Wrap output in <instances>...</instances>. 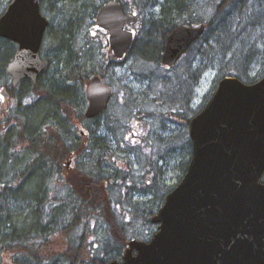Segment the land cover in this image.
<instances>
[{
  "label": "trees",
  "instance_id": "16d2710c",
  "mask_svg": "<svg viewBox=\"0 0 264 264\" xmlns=\"http://www.w3.org/2000/svg\"><path fill=\"white\" fill-rule=\"evenodd\" d=\"M9 1L10 0H0V13L3 12ZM46 1L52 3V0ZM46 1L44 2V5ZM107 1L108 0H73L71 3L72 8H74L73 17L83 18L86 9L91 7L90 19L94 21L97 11L101 8L100 6ZM117 1H120L127 10L130 8L131 0ZM166 1L167 0L164 2L166 3ZM170 2H172L173 6L168 7L165 5L159 19H154L152 22L145 24L144 28H146V30L142 29V32L144 31L142 37H138L139 29H136V40L132 52L136 53L140 61H149L153 64L157 63L163 68L164 66L160 60L162 53L165 50L164 47L167 36L172 30L176 29L178 25L203 26L205 28V33L199 41L203 40L204 43L215 41L218 47H221L222 57L225 58L223 67L221 68L223 74L219 76L216 82L221 80L224 76L234 75L244 82L251 83L257 81L249 77L248 65L252 58L256 57L259 52H255L254 49H251L245 54L246 59L242 60L241 52L243 53L247 50H243L242 47L239 46L234 47L233 44H237V41L244 36V33L251 32L257 27H261L262 34L264 35V0L218 1V4L215 6L216 11L213 14L218 17L202 21H198L199 18L197 19L191 16L184 20L176 18L171 20L170 18L171 13L178 16L187 13L188 15H191L195 10L194 6L196 0H174ZM132 7H134L132 9L133 13L138 15V17L144 13V5H134ZM89 28L93 30L95 29L93 25ZM94 31L96 33V30ZM89 41L90 47L96 46V44L93 43V39L90 38ZM199 41L193 46L199 43ZM15 49L16 45L14 42L9 39L0 38V78L5 76V78L3 77L4 79L0 80L3 83L1 86L9 90V92H12V94H14L17 89L13 88L11 83H9V79H7L5 73L6 67L4 66L11 59ZM105 49V65L103 66V71H99V73L107 81V73H111L115 65H117V62H115L113 52L107 47ZM230 54L231 57L228 58ZM261 61L264 63V50L262 52ZM98 62H100V59L97 63ZM82 69L83 68L80 64L77 65V71H81ZM198 71L199 77H197ZM91 73L97 74L96 69L88 72V75ZM184 73L185 72H182V74ZM202 73L203 70L201 67H198L196 68V71H193L190 74L191 78H196L194 86L199 83ZM169 76L170 73L159 74V76L155 78V81L162 86L161 91L156 98H147L141 105L143 107L142 110H140L139 107H136V110H132L133 112H130L129 116H126L125 118L117 116L114 118L115 120L112 125L111 122L110 125H107L109 134L113 135L115 133L117 139L120 137L119 134L121 130L124 132V137L128 133V130H134V132L128 133L130 135L136 133V131L141 132L140 130L142 127L149 133L152 129L149 124L151 119L160 124H163L165 119L166 122H168V120H172L175 123L182 121V123L186 125L185 131L180 134H171L168 137L159 135V139L153 137L149 139L151 136L147 134V136L144 137L147 143H137L139 144V149H137L139 151H144L143 145L149 146L150 144V153H152L149 156L147 163L141 166L140 175L143 176V181L135 180L137 175L134 174V164L128 163L129 170H123L121 167L115 166V170L103 174L100 171V173L96 172V169L98 168L93 163L88 171L84 164L77 161V158L79 157L90 155L85 150V147H87L86 143L91 142V137H93V133H91L89 134L88 139L83 138L80 144H76L77 141L74 140V135H78L79 132L75 124L69 119L70 117L75 118L76 120H81L85 125L84 128L87 126V120L82 109L85 103L84 93L83 95H79L81 100L80 98H77L75 103L70 102V105L64 109L68 115L66 117L64 114L63 119L67 121L68 135L71 136V141H67L66 135L62 136L58 133H54L52 126L46 129L42 134H33V129L24 122L25 118L30 114L29 111L26 110V106L33 107L30 111H34L39 107V114L34 115L35 111L34 114L31 113L28 116L30 119H36L40 116L43 117L45 113L52 112L57 103L64 102L62 97L54 96L57 92V88L53 87L55 84H51L49 90L45 89V91L38 93L37 96L41 98L38 100V103L35 100L26 104L22 102L19 105V108H23L21 111L23 113H20L21 115L19 113L10 114L11 126L3 127V125L0 124V134L2 130L8 128L12 129L14 127L18 128V130L14 132L15 140L10 145L11 152L6 159L10 168V174L7 178L3 179L4 181L0 178V186L4 183V189L6 191H16V186H18L17 189H22L21 187L25 180L24 177L28 174L26 169H29V164H44L51 160V158L53 159L54 155L58 154L63 157H69L71 153L77 154L75 156L76 168L73 170L68 171L66 167L62 165H54L55 167H58L55 173L56 180L53 186L54 189L49 191L46 187L47 191L44 195L48 196V198L46 199L45 196L42 198L40 206L36 211L37 216L25 217L24 226L27 229L29 227L31 230V232H28V236L15 242L9 240L10 238L2 239L0 237V264H51L52 262L55 264H108L112 259H121L124 254L123 252L128 247L130 239L145 237L144 235L147 233V230H145L146 224H152L151 217L156 213L154 207L147 206L151 199L148 194L154 192L153 194L155 197L152 201L158 203L157 207L159 209L166 194L171 190L166 183L160 181L163 176L162 173L165 172V167L160 164V161L164 160L165 156L170 155L172 151L185 148L189 149L190 158L192 149L188 124L191 117L202 109L201 108L197 111L193 109L192 89L194 86H188L189 94L185 87V89L174 91V94L175 92L179 94V98L171 99V97L174 96L172 91H168V94L166 93L169 84L167 82ZM262 76H264V71L259 75V78ZM79 82L83 85V81ZM88 82L89 81H87V83ZM178 82L179 85L182 84V82L179 81V75ZM72 83H78V81ZM36 91L38 92L40 90L36 89ZM163 92L167 95V98H164ZM20 96L22 97L23 94ZM128 96L129 102L137 103L135 99L133 100V93ZM33 97V99H35L36 96ZM168 98L171 99L170 103L173 105L172 111L169 110L170 106L167 107L164 101V99L168 100ZM75 113L78 116H74ZM161 113L162 116L168 117V120L166 118L161 119ZM3 114L4 116H7V113ZM103 116L104 114L98 119L102 121ZM100 124L102 126L103 122ZM162 128L167 129L166 125ZM125 129H127V131H125ZM105 141L112 142L113 140L106 137ZM126 144L128 145L129 143L127 142ZM134 151L135 150H125L122 152L125 157L128 153H130L128 156L132 157L133 153L131 154V152ZM18 156L26 160L25 169L18 167L16 163V159L19 158ZM156 157L158 159L157 162ZM115 162L116 160L112 165H117ZM188 164L189 161L183 162L181 175L182 172L186 170ZM121 171H127L126 173H128V175L121 177V175L118 174L122 173ZM43 178H46V176L44 175ZM40 186L41 181H39L38 178H35L34 181L29 184V187L34 190L35 193L39 191L42 192ZM0 188H2V186ZM116 189H121L119 199H115L112 196L113 190ZM121 192H125L126 199L122 197ZM135 195L142 196L143 198L137 203L135 202ZM28 196L33 197V194L28 191L24 198ZM12 197L14 198V195H11L9 200L15 202ZM73 197L76 199H73ZM145 197H147V200H145ZM73 201H77L78 204H72L75 205L72 210L75 208L80 210L74 214L72 222H68L67 216L72 215L75 210L62 212V209L65 206H72L71 203ZM11 202L8 201L9 204H12ZM29 220H32L33 223H35V231L30 228ZM50 224L54 227H51L48 231L47 228ZM140 224L143 225V229L139 228ZM81 225L85 226L84 231H82L75 239L73 236H75V232L78 231L76 228ZM92 226L93 228H91ZM140 229L142 230L141 233ZM143 230H145V232ZM57 234H63V238L66 242L64 248L57 243ZM138 234L143 235L139 236ZM91 242L95 243L92 249L91 245L93 243ZM99 246L102 248L103 252L98 251Z\"/></svg>",
  "mask_w": 264,
  "mask_h": 264
},
{
  "label": "water",
  "instance_id": "95a60500",
  "mask_svg": "<svg viewBox=\"0 0 264 264\" xmlns=\"http://www.w3.org/2000/svg\"><path fill=\"white\" fill-rule=\"evenodd\" d=\"M41 2L11 0L0 15V36L19 44L8 66L14 84L24 77L37 81L46 67L39 51L49 21ZM96 19L110 30L116 57H123L134 41L123 26L135 18L111 0ZM204 31L173 30L162 63L176 64ZM88 86L90 118L106 109L112 88L99 77ZM189 127L191 161L153 216L158 231L149 241L130 240L122 261L109 264H264V77L253 84L224 77Z\"/></svg>",
  "mask_w": 264,
  "mask_h": 264
},
{
  "label": "rangeland",
  "instance_id": "374dc122",
  "mask_svg": "<svg viewBox=\"0 0 264 264\" xmlns=\"http://www.w3.org/2000/svg\"><path fill=\"white\" fill-rule=\"evenodd\" d=\"M158 1V0H157ZM218 1L220 0H196L195 4V10L191 13V15L184 14V15H174L171 13V20L172 19H179L184 20L189 18L190 16L193 18H199L198 21L202 20H209L211 16H213L215 10V6L218 4ZM144 0H131L130 9L132 10L134 7L132 6H143ZM159 2H164V0H159ZM56 1L52 0L51 4H45L44 10L46 11L48 18L50 21H52L51 26L48 30V34L45 39V45L43 47V53L44 52H50L52 55H50V61L52 64H54L55 61H59L60 59H57V52L59 50V42L61 40V34L65 33V42L68 46V48L72 49V51L75 53L72 55V60L69 55V60L73 61L75 65H84V63L87 64L88 61H92L93 63H90V65L87 64L86 68L88 69V72H91L96 69L95 65L98 64L97 70L102 69V67L105 65L104 63V56L106 51V41L104 37V33L101 30H96V33L93 29H90V26H94V21L90 19V13L92 8H87L85 13L83 14L84 17L82 18V27L81 31H76V34L74 36H69V33L72 28L76 29L77 26V20L73 17L74 8L71 7L68 12L59 13L57 9H55ZM151 10V9H150ZM161 12V11H160ZM159 12V13H160ZM221 12V11H220ZM219 12V14H220ZM158 13V14H159ZM141 19L138 20V22L135 24V28L139 29L138 31V37H142V27L144 23L146 22L145 18L142 15H140ZM150 17V16H149ZM147 23V22H146ZM61 33V34H60ZM60 34V39L58 35ZM106 36V35H105ZM64 37V36H62ZM90 38L93 39V43L96 44V46H89ZM70 44V45H69ZM234 47H242L243 50H247L246 52H241L242 60H245V54H247L251 49H254L255 52L258 51V55L256 57L252 58L251 62L249 63V77L251 79L257 80L259 78V75L263 73L264 71V63L261 61L262 52L264 50V35L262 34L261 27L255 28V30L251 32L244 33V36L239 38L237 41V44H233ZM63 53V51H59ZM221 47H218L215 41L210 43H204L203 40H200L199 43H197L195 46H192L190 50L180 59V62L177 66L174 68H161L159 64L150 63L149 61H140L138 59V56H136L133 61H130L127 63V65L122 66L121 68L113 70V74L107 73V81H105L108 85L112 84L114 88H116L115 98L112 100L109 109L104 113V116L102 117V121L100 122H90L91 123H102V131H104L105 136L108 139H112L113 148L117 149V151L120 153L119 159L116 160L115 164L117 165H111V170H115V166L121 167L123 170H129L127 160L130 159L135 163V175H137L135 180L143 181L144 178L141 176V166L147 163L149 156L152 154L150 153L151 148L150 144L149 146L144 147V151H139V144L138 142H146L144 137L150 135L151 137L149 139L157 138L159 139V135H162L164 137H168L171 134H180L181 132H184L186 129V125L182 123V121L175 123L172 120H168V117L162 116L161 113V119L166 118L168 122L165 121L164 123L160 124L159 122H154L151 119V122L149 123L151 126V131L148 133L146 129L140 130L141 132L128 134L130 132H134V130H128L125 129L128 133L124 137V132L122 130L120 131L119 138L117 139L115 133L109 134L107 125L113 124L114 118L117 116H121L122 118H125L126 116H129L130 112H133L132 110H136V107H139L140 110L143 109L141 106L144 101L148 98H156L158 93L161 91V87L156 81L155 78L159 76V74H167L170 73V76L168 77V89L166 90V93L168 94V91H179L180 89L187 90L188 93V86L192 87L195 84L196 78H191L190 74L193 71H196L195 69L198 67H201L203 70V73L201 75V78L199 79L198 85L193 87V109L195 111L199 110L203 103L205 102L206 98L212 93V89L215 86L216 80L223 74L221 72V68L223 67L225 58L222 57L221 54ZM231 57V54L228 56V58ZM67 58L66 55L64 56V59ZM100 59V62L97 63V61ZM59 67L63 69L69 68L71 65L67 63L66 61H59ZM94 65V66H93ZM182 72H185L182 74ZM92 74V73H91ZM90 74V75H91ZM182 74V75H181ZM188 74V75H187ZM178 75H179V81L182 82V84L179 85L178 82ZM5 76H2L0 78L3 79ZM197 77H199V71L197 72ZM2 82V81H0ZM74 81H70L69 84H62L58 81H55V84L53 87L57 88V94H60V96L65 97H76L80 98V94L83 95L84 90L83 88H86L87 81H83V85L78 81V83H72ZM114 83V84H113ZM81 84V86H80ZM183 85V86H182ZM43 86V85H42ZM46 86V85H45ZM60 86V87H59ZM1 87V85H0ZM185 87V88H184ZM19 88V87H17ZM47 90V89H46ZM45 91V90H44ZM126 91V93H125ZM19 92V90H17ZM86 93V91H85ZM133 93V100L135 99L137 103H131L129 102V94ZM164 98H167V95L163 92ZM162 94V95H163ZM174 94V93H173ZM189 94V93H188ZM179 94L175 92L174 96L172 98H179ZM170 98L168 100H165V104L169 107V110L172 111L173 105L170 103ZM81 100V98H80ZM182 100V99H181ZM82 103V102H81ZM135 104V105H134ZM3 107L6 106L5 103L2 104ZM14 106V105H13ZM12 108V106L9 108V110ZM14 111L17 112L16 107L13 108ZM15 113V112H14ZM132 114V113H131ZM67 117V113H65ZM74 116H78L76 113ZM4 114H0V124L1 125H7L10 124V117H6ZM107 118V120H106ZM69 119L75 124L76 127L79 129L83 128L85 125L81 122V120H76L75 118ZM87 123V122H86ZM88 124V123H87ZM166 125L167 129L162 128ZM124 130V129H123ZM143 130V132H142ZM145 135V136H144ZM143 138V140H142ZM129 143L128 145L126 144ZM82 140V139H81ZM125 140V141H124ZM148 140V139H147ZM147 143V142H146ZM149 143V141H148ZM125 144V145H124ZM23 148V147H20ZM125 150H135L134 152H131L132 157L127 156L123 154L122 151ZM189 149H181V150H174L171 152L170 155L165 156V159L160 161V164L165 167V172L162 173V181L163 183H166L170 189H172L176 182L180 180L181 177V167L183 162L189 161ZM156 155V154H155ZM156 157V162H157ZM72 167L66 169L68 171L73 170L76 168L75 165V159L72 161L71 164ZM122 173H118L121 175V177L128 175L125 171H121ZM115 187V186H113ZM120 191L121 189L113 190L112 196L115 199H119L120 197ZM154 192H150L148 194L151 199L150 203L147 204L148 207H154V209L157 211L158 209V203L153 202V198L155 197ZM122 197L126 199L125 192H121ZM148 197V196H147ZM147 197H145V200H147ZM135 202L141 201L142 196L135 195ZM73 199H76L73 197ZM78 202L76 201V205ZM143 222V221H141ZM85 226L81 225L76 228L78 230L75 232V236H73L75 239L79 234L84 231ZM93 228V226L91 227ZM143 229V225L140 224V227ZM101 229V228H100ZM145 230H147V233L144 235L145 239H149L153 232L156 230L155 225H147L145 227ZM145 230H143L145 232ZM140 229V233H141ZM98 234V233H96ZM143 235V234H138ZM57 243L61 245L62 248L66 245L65 239L63 238V234H57ZM55 238V237H54ZM95 238V237H94ZM93 243V242H91ZM95 243L91 245V249L94 246ZM99 252H103L102 248L99 246L98 248ZM110 257V256H109ZM51 264H55L52 262Z\"/></svg>",
  "mask_w": 264,
  "mask_h": 264
},
{
  "label": "bare ground",
  "instance_id": "6f19581e",
  "mask_svg": "<svg viewBox=\"0 0 264 264\" xmlns=\"http://www.w3.org/2000/svg\"><path fill=\"white\" fill-rule=\"evenodd\" d=\"M73 0H58L56 1L55 9L59 11V13L68 12V10L71 9V3ZM170 1L174 0H167L165 4H159L156 3L154 0H144V13L143 17L145 18L147 23L152 22L154 19H159L162 15V10L164 9L165 5L168 7H172L173 4ZM222 1V0H220ZM164 5V6H163ZM151 9V10H150ZM161 11V12H160ZM160 12V13H159ZM60 13V14H61ZM159 13V14H158ZM150 16V17H149ZM79 17V16H76ZM217 15H213L210 17V19L217 18ZM77 21L76 29L72 28L69 30V36H74L76 34V31L80 32V28L82 27V17L75 18ZM61 34V33H60ZM60 34L58 35L60 39ZM64 36V37H62ZM66 34H61V40L59 44V50L57 52V59H60L59 61L67 62L69 65H71L69 68H65L62 70L59 66V61H55L54 64H52V72L55 76V80H53V83L55 81H58L62 84H68L69 82L66 81H72L70 78V75L75 72L77 65L74 64L72 60V55L75 53L72 51V49L68 48L65 42ZM63 51V53L59 52ZM66 55L67 58L64 59V56ZM69 55L71 60H69ZM60 87V86H59ZM55 97H62L64 99V102L57 103L54 107L52 112L45 113V115L42 117H37L36 119H30L28 117L31 113L37 115L39 114V107L36 108L34 111H30L32 106H26V110L29 111V115L25 118V123H27L31 129H33V134L40 133L46 131V129L50 128L52 126V130L54 133H58L62 136L68 135V124L67 121L63 119V115L66 113V110H64L68 105L71 103H75L77 101V98L74 97H65L60 96V94L55 93ZM19 100L22 102L23 96H19ZM35 109V108H34ZM40 118V119H38ZM86 131H88L90 134L93 133V137H91V142L86 143L87 147H85V150L87 151L89 156L86 157H79L77 158V161L81 164L85 165V168L89 171L90 167L92 166V163L96 165L98 169H96V172L100 173H110L111 165L112 163L119 159L120 153L117 151V149L113 148V144L111 141H105V133L102 131L101 124L98 123H91L87 124ZM18 130V128H8L6 130H2L0 134V178L3 180L4 178H7L10 174V168L8 165V162L6 161L8 155L10 154V145L15 140V134L14 132ZM75 140L78 144H80V139L78 137H75ZM7 143V146H6ZM69 155V157H63L62 155H54L53 159L45 162L44 164H29V169H26V172L28 174L26 177H24L23 186L22 189H17L18 186L15 187L16 191L8 190L6 191L4 189V183L1 184L2 188H0V237L2 239L10 238L9 240H13L14 242L17 240L24 239L28 236V232H31V230L24 226V220L27 216H37V210L40 206V203L42 201V198L45 196L47 199L48 196L44 195L47 191H52L54 189L55 184V173L56 169L58 167H55L54 165L57 164L58 166H64L66 167L68 164H70L71 160L74 156ZM19 158L16 159V163L19 168L25 169L26 166V160H24L22 157L18 156ZM127 163L134 164L135 163L128 159ZM100 171V172H99ZM14 175V174H13ZM44 175L46 178H43ZM35 178H38L39 181H41L40 189H42V192L35 193L34 190H32L29 187V184L34 181ZM4 181V180H3ZM0 186V187H1ZM47 187V189H46ZM14 189V190H15ZM30 191L33 194V197H26L24 198L26 192ZM37 194V195H35ZM14 195V198L12 199L15 202H11L9 200L10 196ZM50 198V197H49ZM3 199V200H1ZM11 202L12 204L8 203ZM72 204L76 205V201L72 202ZM65 206L62 209V212L74 211L75 212L72 215L67 216L68 222H72V219L74 218V214H76L80 209L74 208L73 206ZM68 211V212H69ZM30 223V228L32 230H36V225L33 223L32 220L28 221ZM51 227H54L53 225H49L47 230L49 231ZM12 241V242H13Z\"/></svg>",
  "mask_w": 264,
  "mask_h": 264
},
{
  "label": "flooded vegetation",
  "instance_id": "af4514ba",
  "mask_svg": "<svg viewBox=\"0 0 264 264\" xmlns=\"http://www.w3.org/2000/svg\"><path fill=\"white\" fill-rule=\"evenodd\" d=\"M158 2V1H157ZM49 3H51V2H48V1H46V3L45 4H49ZM45 6V5H44ZM44 6H43V11H44ZM46 12V11H45ZM44 12V13H45ZM46 14V13H45ZM47 15V14H46ZM47 17H48V15H47ZM126 27V26H125ZM98 30H101V31H103V33L107 36V35H109V32L108 31H106L105 29H102V28H98L97 29V31ZM16 45V49H15V52H16V50H17V48H18V46H17V44H15ZM106 47L109 49V47H110V43L108 44L107 42H106ZM15 52L13 53V55H12V57H11V59L9 60V62L14 58V54H15ZM50 55H52V53H51V50H50V52H44L43 53V50H42V57H43V59L45 60V62H46V69L43 71V73L42 74H40L38 77V81H32L31 79H29V78H26V79H23V80H21V82H20V84L19 85H13V87L14 88H16L17 90H19L20 92L22 91V90H24L22 93H24V99H26V100H29V101H33V100H35L37 103H38V100L39 99H41L40 97H38L37 95H38V93H40L41 91H44L45 89H50L49 87H51V83H53V80H55V76H54V74H53V72H52V63H51V61H50ZM127 59H128V56H126L125 58H123V59H121V60H118V59H115V62H119V63H122V62H126L127 61ZM9 62H7L6 64H5V66L4 67H6V71H5V73H7L8 74V72H7V66H8V64H9ZM90 63H93L92 61H88L87 62V64L89 65ZM87 64L86 63H84V67H83V69L81 70V71H77V70H75V72L74 73H72L71 75H70V78L72 79V81H74V82H77V81H88V78H89V75H88V69L86 68V66H87ZM94 66V65H93ZM83 70H85V72L83 71ZM97 75H100V73L99 74H97ZM4 79V78H3ZM8 79L10 80V81H12L13 82V78L11 77V76H9L8 77ZM66 82H70V81H66ZM43 85V86H42ZM46 85V86H45ZM87 86V85H86ZM17 87H19V88H17ZM36 89H39L40 91H36ZM83 90H84V98L86 99V101L85 102H87L88 101V98L86 97L87 95H86V93H85V90H86V88H83ZM1 91V90H0ZM11 96V95H10ZM33 96H36L35 97V99H33L34 97ZM3 97H2V95H1V93H0V101H2L3 99H2ZM10 104L12 105L15 101H14V97L13 96H11L10 97ZM87 105H88V102H87ZM86 106V105H85ZM85 106H84V108H85ZM90 121H95L94 119H90ZM89 121V122H90ZM72 155L71 156H75L76 154H74V153H71ZM74 158V157H73ZM75 159V158H74ZM262 180H263V182H264V173H263V175H262Z\"/></svg>",
  "mask_w": 264,
  "mask_h": 264
}]
</instances>
